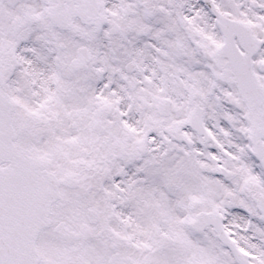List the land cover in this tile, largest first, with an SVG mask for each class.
I'll return each mask as SVG.
<instances>
[{
  "label": "flooded vegetation",
  "instance_id": "1",
  "mask_svg": "<svg viewBox=\"0 0 264 264\" xmlns=\"http://www.w3.org/2000/svg\"><path fill=\"white\" fill-rule=\"evenodd\" d=\"M96 2L105 17L101 30L86 27L76 14L62 16L61 21L70 19L71 26L57 25L55 15L50 14L58 6L55 0H0V111L6 112L5 97H8L13 103L11 119L17 132L15 143L18 149H22L20 144L24 141L21 130H31L29 155L33 157L35 118L62 117L68 121L65 130H87L89 133L100 130L94 131L100 136L101 130H110L115 118L129 120L119 130H133L130 119L134 117L138 118L137 125L143 124L146 138L152 135L157 140L158 148L154 152L164 154L166 147L175 148V143H167L164 139L171 127L162 117V106L158 107L161 100L168 98L170 108H173L166 84L174 86L175 92L181 88L185 91L193 88L188 100L185 95L178 96L181 103L188 102L182 106V115L194 108L202 109L203 116L221 114L232 122L224 130H232L234 140L239 139L243 145L249 146L244 111L253 105L239 102L237 105L244 111L232 106L236 94L215 82L212 70L225 80L233 81L237 75L254 74L259 82H264V0ZM86 38H92L95 47L104 39L103 44L112 51L111 63L105 65L101 59L98 65L104 70V79L99 80L94 70L86 77L91 60L78 72L69 68L78 50L87 45L90 47ZM223 38L227 42L226 48L213 55L214 49L224 42ZM18 42L21 43L19 47ZM257 43H261L262 48L252 63H246L241 52L238 62L226 64L228 72L221 73L219 58L230 54L232 44L239 51H244L247 45L254 51ZM14 47H18L16 55L19 58L31 55L27 57L30 65L26 62L14 65ZM97 51H101V47ZM153 52H156V59L149 57ZM52 55L63 68L55 78L46 80L37 74V63ZM214 60L217 66H214ZM234 67L237 71L231 70ZM199 68L201 72L197 74ZM106 88L121 97L102 101L100 93L108 90ZM118 112L120 116H117ZM105 113L111 117L110 124L103 119ZM208 130L222 128L213 125ZM223 142L229 145L226 139ZM126 156L129 162L143 166L141 174L148 171V157L143 149H130ZM87 160V165L82 163L78 170L73 169V173L63 166L62 172L65 173L57 174L58 177L72 175L79 186L76 189L60 188L61 198L51 208V225L41 231L36 241L37 264H144L148 243L140 246L134 228L121 224L113 216L115 212L121 213L123 207L133 208L122 203L121 199L127 201L124 199L127 197L132 203L139 182L131 179L132 185L124 190L116 171L114 177L118 181L117 186H113L121 190L109 185L106 187L112 190L105 191L103 187H106L100 184L98 177L90 176L96 166L102 171V156L94 162ZM140 184L139 194L146 198L148 179ZM256 208L264 219L262 196L258 198ZM56 228L67 238H62Z\"/></svg>",
  "mask_w": 264,
  "mask_h": 264
},
{
  "label": "rangeland",
  "instance_id": "2",
  "mask_svg": "<svg viewBox=\"0 0 264 264\" xmlns=\"http://www.w3.org/2000/svg\"><path fill=\"white\" fill-rule=\"evenodd\" d=\"M86 41L94 52V49L97 48L93 45V39L86 38ZM110 55H112L110 47L102 44L101 51L96 50L93 59H103V63L107 65V63H111ZM154 55L156 52H153L152 55L149 54V57L156 59ZM96 66L97 64L94 63L92 68ZM92 70L90 69L86 77L93 73ZM200 72L199 68L196 73ZM165 86L166 92L173 101L171 115L167 119V124L172 129L179 121H181L180 123L183 121V118L180 120L183 103L177 97L186 91L181 88L175 92L174 86L167 84ZM101 88L104 86L101 85ZM192 90L193 88L189 92ZM199 90L202 92L200 87ZM118 94L108 89L105 92L101 91L100 98L104 101L109 97H121ZM111 108L114 110L113 107ZM210 114L206 115L209 124L212 123ZM103 119L107 124L111 122L108 113L104 114ZM130 121L133 130H119L122 125L115 118L112 119L113 126L110 130H105L104 133L97 136L94 134L95 132L89 133L82 130H76L77 132L73 131V134H69L68 130H65L68 121L62 117L35 118L33 119V153L44 157L47 152L51 157V168L59 169L61 172L63 165L67 169L73 170L76 167L78 170V166L88 162L87 159L94 162L102 156V171L98 170L95 165L96 171L91 170L90 176L98 177L100 184L106 187L110 185L111 176L115 173L116 168L120 170L121 175L130 174V165L132 164L127 161L126 152H130V149L135 150L137 147L143 148L141 141L145 131L142 128L143 124L137 125L138 118L134 117H131ZM215 122L222 123V118H216ZM173 130H168L169 134L167 135L173 134ZM21 131L24 138L22 143L29 148L31 130ZM221 132L230 134L228 130H221ZM80 133L88 135L81 136ZM183 133L190 138L193 137L188 130H183ZM222 137L232 144H240L239 139L232 138L230 140L224 135L217 137L213 146L193 139L192 147L189 148L181 144L180 148L177 147L169 155L166 150L167 155L164 156L165 153L156 154L151 145L145 142L144 152L146 158H149L150 169L154 168L153 165L164 166L165 173L163 172L164 174L161 175L160 183L154 185L157 187L156 191H150L149 207L140 209L137 203L129 201V204H132L139 214H134L131 208L123 207L121 213L115 212L113 216L121 224L133 225L139 235L145 237L148 235L150 247H153L151 254H148V256L151 255L149 256L150 264H235L211 229L196 232L188 225V220H192L196 212H207L211 208H218L224 214L225 230L238 248L249 255L248 264H264V226L261 225L262 222L260 223L257 217L252 215V221L248 223V212L244 211L254 208L258 202L257 198L264 195V178L260 176L257 169L255 170L254 163L248 156H243L245 155L243 150L238 147L224 149L223 144H220ZM222 148L227 154L226 158H222L219 154ZM218 165L227 167L234 175L227 179L212 176L211 169ZM139 175L141 176V174ZM145 177H147V171ZM121 180L123 183L126 181L125 177H122ZM157 189L160 194L155 196L153 194L157 192ZM103 190L110 192L112 189L103 187ZM192 198L201 201L198 211L189 209L188 204ZM254 199L255 201H252ZM157 201L163 207L161 205L157 207L155 203ZM250 211L254 212V215L257 213L255 209ZM137 223H145L147 226L141 229ZM141 237L139 236V239ZM155 254H158L159 258L154 256Z\"/></svg>",
  "mask_w": 264,
  "mask_h": 264
},
{
  "label": "water",
  "instance_id": "3",
  "mask_svg": "<svg viewBox=\"0 0 264 264\" xmlns=\"http://www.w3.org/2000/svg\"><path fill=\"white\" fill-rule=\"evenodd\" d=\"M235 79V77H234ZM239 79L241 80V77L239 76ZM250 77L248 78L247 77V81L244 80V78L239 81V80H233L234 82V85L236 87H238L240 89L241 86L245 85V84H251L252 85V82L250 81ZM238 85V86H237ZM241 92V91H240ZM253 96H254V103H256V105L258 106V112L255 113V114H252V115H249V118H248V123L250 124V127H252V141H254L255 143V147L257 149V143L259 142H256V138L254 135H257L259 134L258 130L261 128V131L263 132L264 134V104H263V101H261L262 99H264V92H262L261 89H256L254 92H253ZM7 132H4L3 130H0V136H4L3 133L6 135V137L4 136V141H3V149L4 150H10L12 149L11 147V144H10V138H9V131L10 130H6ZM262 134V135H263ZM17 158V161L14 162L11 166L12 169H9L7 171H0V180H1V183L2 184H10L9 186L11 187V185H13V182L14 181H18L20 184H21V191L23 190H27V192H30L31 191H34L33 188L36 190H41V187L42 186H45L46 184H42L40 183L41 181V176L37 173V170H36V175H37V179L35 180H31L28 178V175L26 174V172L30 175L31 173V165L29 162L27 161H22L21 158L19 157H15ZM19 159V160H18ZM34 167V166H33ZM6 176H14L16 179H10L8 180V177ZM31 177V176H30ZM38 182H39V185H38ZM49 182L52 183V181L50 180ZM48 182V183H49ZM4 190H6L4 188ZM56 191V189H55ZM32 193V192H31ZM33 197H34V200L37 199V202L33 205V233H36L39 231V229L44 226L45 224V220L47 218V215H48V209H49V204H50V201H52V197H54L52 195V197L49 198V200L45 202V200H40L38 202V199L40 198L39 194L36 193H32ZM32 197V196H31ZM221 236L224 238L225 240V236L223 235V233H221ZM28 237L26 238V241H27ZM26 245V244H24ZM3 249H5L7 247V245H2Z\"/></svg>",
  "mask_w": 264,
  "mask_h": 264
}]
</instances>
